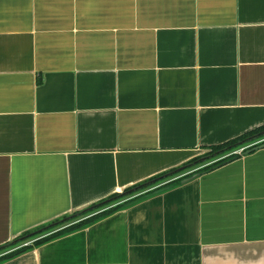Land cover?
<instances>
[{"label": "crops", "instance_id": "obj_1", "mask_svg": "<svg viewBox=\"0 0 264 264\" xmlns=\"http://www.w3.org/2000/svg\"><path fill=\"white\" fill-rule=\"evenodd\" d=\"M262 126L264 0H0V246ZM0 264H264V148Z\"/></svg>", "mask_w": 264, "mask_h": 264}, {"label": "trees", "instance_id": "obj_2", "mask_svg": "<svg viewBox=\"0 0 264 264\" xmlns=\"http://www.w3.org/2000/svg\"><path fill=\"white\" fill-rule=\"evenodd\" d=\"M263 140H264V126H262L260 128H257L255 130L249 131V132L245 133L244 135H242V136H240V137H238V138H236L234 140H231V141H229V142H227L225 144L218 145V146H212V147L208 148L209 156L210 157H220L221 155L222 156L226 155V153L232 151L233 149H235L237 147H241V146L246 145V144L256 143L255 146H253L252 148L249 149V150H251V149H253V148H255V147H257V146H259L261 144H264ZM260 141H263V142L260 144V143H258ZM245 152L246 151H243V153L234 154V155L225 157V158L221 159L220 161H218L217 163L209 165L208 167H206L204 169H201L200 171L195 172L191 176H193L195 174H198V173H200V174L206 173V172L214 170V169H216L218 167H221L222 165H225V164H227V163H229V162H231V161H233L235 159L240 158L242 155H244ZM198 163H199V158H196V159L192 160L191 162H189L186 166H184L185 168L183 167V168H180V169H174V170H171L169 172L163 173V174H161L159 176H156V177H154V178H152V179H150V180H148L146 182L137 184V185H135V186H133L131 188H128V189L124 190L123 194H126L128 192L134 191L138 187H141L142 185H144V184H146V183H148L150 181H154V180L162 178V177H164L166 175H169V174H172V173L178 174V173H180L182 171L188 170V169H190L191 167H193L194 165H196ZM191 176H189V177H191ZM189 177H185L183 179L181 178V179L172 181L169 184H166L167 185L166 187L161 188V190H159L157 192H154V193H159V192L164 191L166 189H169V188H171V187H173L175 185L181 184L184 179L189 178ZM120 195H122V194H114V195L109 196L108 198H106L104 200H101L100 202H98L97 204H95V205H93V206H91L89 208H86L84 210H81V211L75 212V213H77V214H88V213H91L94 209L99 208V207H101L103 205H106L109 202H112L113 199L119 197ZM137 201H139V200H134V201L129 202L127 204H123V205L117 206L114 209L107 210L106 212H104L102 214L91 216V217L85 219L84 221L74 225L73 227H71V228H69L67 230H62L60 232H55V233H53L51 235H48V236H45L43 238H40V239L36 240L32 244H28V245H26L24 247H21V248L17 249V250L11 251L8 254H5L2 257H0V263L4 262L7 259H10V258H12V257H14L16 255H19V254H21L23 252H26V251H29V250H31L33 248L39 247V246L43 245L44 243L50 242L52 240H55L57 238L65 236L67 234H70V233L79 231L81 229H84V228L92 225L93 223L101 220L102 218H105V217H107L110 214H113V213H115L117 211H120V210L132 205L133 203H136ZM66 217L67 216H63L61 218L53 220L52 222H49V223L44 224L42 226H39V227H37V228H35L33 230H29L27 232H24L23 234H21L20 236L14 238L13 240L17 241V240L23 239L25 237H29L30 238V237H33V236H37V232H36V234H34L35 231H38L39 229H43V228L45 229L46 227L51 226L52 224L58 222L59 219L66 218ZM39 233H41V232H38V234ZM4 246H6V245H4ZM4 246H0V250Z\"/></svg>", "mask_w": 264, "mask_h": 264}, {"label": "rangeland", "instance_id": "obj_3", "mask_svg": "<svg viewBox=\"0 0 264 264\" xmlns=\"http://www.w3.org/2000/svg\"><path fill=\"white\" fill-rule=\"evenodd\" d=\"M263 141H260L258 143H262ZM255 145L256 143H252V144L243 145L241 147H237L233 149L232 151L226 153V155H223V156L221 155L220 157H210L209 150L203 149L198 153L196 157V158H199V163L194 165L190 169L182 171L178 174L172 173L162 178L156 179L154 181H150L142 185L141 187H138L134 191L128 192L126 194L120 193L122 195L113 199L112 202H109L106 205H103L99 208L94 209L91 213H88V214L73 213L71 215H68L66 218L59 219L58 222L52 224L51 226L46 227L45 229L43 228V229H39L38 231H35L34 234H36L37 232V236H33L30 238L25 237L17 241L11 240L10 242L7 243L8 245L7 244H5L6 246L3 245L4 247L0 250V257H2L5 254H8L11 251L24 247L28 244H32L33 242H35L36 240L40 238L51 235L55 232L67 230L91 216L102 214L106 212L107 210L116 208L117 206L127 204L134 200H140L142 198H145L146 196L161 190V188L166 187L167 186L166 184H169L172 181H175L181 178L183 179L185 177H189L195 172L200 171L201 169H204L208 167L209 165L217 163L218 161H220L221 159L225 157H228L234 154L243 153V151H247ZM38 232H41V233L38 234Z\"/></svg>", "mask_w": 264, "mask_h": 264}, {"label": "water", "instance_id": "obj_4", "mask_svg": "<svg viewBox=\"0 0 264 264\" xmlns=\"http://www.w3.org/2000/svg\"><path fill=\"white\" fill-rule=\"evenodd\" d=\"M262 148H264V144H261V145L255 147V148H253V149H251V150H247L244 154H250V153H252V152H254V151L258 150V149H262ZM199 175H201V174H200V173L195 174V175H193L192 177L183 180L182 183L188 182V181H190V180L196 178V177L199 176Z\"/></svg>", "mask_w": 264, "mask_h": 264}]
</instances>
